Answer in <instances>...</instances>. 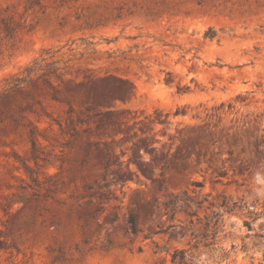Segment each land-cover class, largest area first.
Segmentation results:
<instances>
[{"label":"rangeland","instance_id":"rangeland-1","mask_svg":"<svg viewBox=\"0 0 264 264\" xmlns=\"http://www.w3.org/2000/svg\"><path fill=\"white\" fill-rule=\"evenodd\" d=\"M0 19V264H264V0Z\"/></svg>","mask_w":264,"mask_h":264},{"label":"trees","instance_id":"trees-1","mask_svg":"<svg viewBox=\"0 0 264 264\" xmlns=\"http://www.w3.org/2000/svg\"><path fill=\"white\" fill-rule=\"evenodd\" d=\"M0 23L3 25V28L0 29V33H5V36H7L8 34H10L12 31V25L6 21V19H0ZM7 84H9L10 86H12L11 88H17L21 83L22 80L18 79V78H13V77H9L7 79L4 80ZM165 206H167V203L164 204ZM131 229H132V233H134L135 231V223L133 222H129Z\"/></svg>","mask_w":264,"mask_h":264}]
</instances>
